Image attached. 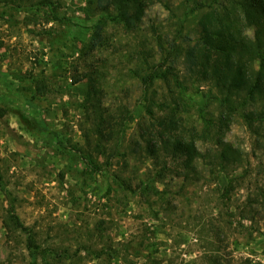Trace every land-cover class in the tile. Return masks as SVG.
I'll return each mask as SVG.
<instances>
[{
    "label": "rangeland",
    "instance_id": "374dc122",
    "mask_svg": "<svg viewBox=\"0 0 264 264\" xmlns=\"http://www.w3.org/2000/svg\"><path fill=\"white\" fill-rule=\"evenodd\" d=\"M188 11L145 0L127 26L98 0L0 3V264H264V137L239 111L221 125L211 83L163 61L199 36ZM168 108L201 151L241 148L229 178L147 154ZM9 208L27 232L2 226Z\"/></svg>",
    "mask_w": 264,
    "mask_h": 264
},
{
    "label": "trees",
    "instance_id": "16d2710c",
    "mask_svg": "<svg viewBox=\"0 0 264 264\" xmlns=\"http://www.w3.org/2000/svg\"><path fill=\"white\" fill-rule=\"evenodd\" d=\"M0 3L38 9L51 5L53 0H0ZM180 3L188 7V12L199 13L196 23L199 36L184 48L179 44L167 47L163 50L166 53L163 61L173 62L181 57L190 76L211 83L215 91L211 93L208 89V98L217 104L221 125H227L239 111L247 128L264 137V0H180ZM98 4L129 26L139 19L145 0H98ZM249 29H252L251 36L247 33ZM171 73L175 83L182 82ZM169 93L166 105L174 95L172 90ZM151 113L149 107L148 114ZM151 118L155 131L151 129L144 138L143 148L150 156L161 153L176 159L181 165L178 173L186 180L199 179L201 159L210 164V169L222 171L228 178V169L238 166L243 159L241 148L221 134L211 148L201 151L194 128L183 134L180 119L175 117L172 108L166 109L164 116L157 120ZM2 226L6 230L27 232L12 208L6 209L2 216ZM27 235L31 249L34 242Z\"/></svg>",
    "mask_w": 264,
    "mask_h": 264
}]
</instances>
